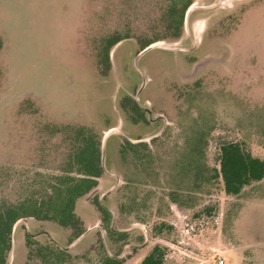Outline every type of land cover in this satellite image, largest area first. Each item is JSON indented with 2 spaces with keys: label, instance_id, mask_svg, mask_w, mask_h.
Listing matches in <instances>:
<instances>
[{
  "label": "rangeland",
  "instance_id": "374dc122",
  "mask_svg": "<svg viewBox=\"0 0 264 264\" xmlns=\"http://www.w3.org/2000/svg\"><path fill=\"white\" fill-rule=\"evenodd\" d=\"M169 3L0 0V208L76 170L81 127L102 138L106 167L76 206L92 232L71 241V229L22 218L8 264H100L117 252L137 264L157 242L168 248L166 264H220V256L224 264H264V179L239 196L227 195L220 178L203 179L219 168L221 140L245 139L264 157V0H193L180 39L142 49L171 35ZM116 38L123 39L108 56ZM208 127L197 186L181 164L195 146L186 139ZM125 138L148 147L123 157ZM173 191L195 206L172 202ZM96 194L114 211L112 226L130 232L127 240L111 244ZM163 219L174 228L150 235ZM54 245L68 252L64 259L37 255L41 247L52 255Z\"/></svg>",
  "mask_w": 264,
  "mask_h": 264
},
{
  "label": "trees",
  "instance_id": "16d2710c",
  "mask_svg": "<svg viewBox=\"0 0 264 264\" xmlns=\"http://www.w3.org/2000/svg\"><path fill=\"white\" fill-rule=\"evenodd\" d=\"M192 3L193 0H170L167 8V29L171 31V35L149 38L143 44L142 49L159 40L180 39L185 28L186 12ZM122 39L116 38L109 43L108 56L114 44ZM211 131L212 127H208L199 131L195 136L186 139L187 143L195 144V146L191 152L184 154L186 161L181 164V169L188 174H194L193 179L197 186L198 180L206 168L205 162H200L199 159L202 158L203 154L200 145L207 144ZM77 135L80 142L73 154L77 162L76 170H66L65 173L50 178L42 193H32L17 202L4 204L0 208V264L9 263L13 246V228L16 222L22 218L34 217L37 220L53 221L62 228L71 229V241L80 237L88 229L86 220L76 212V206L79 199L90 194L99 186L100 178L105 174L101 158L102 138L94 131L83 127L78 129ZM147 147L145 142L134 143L125 138L120 153L125 157L130 151L139 152V150L147 149ZM194 170L198 172L194 173ZM213 170V175H208L203 179L211 181L213 178H220L223 190L227 195L239 196L247 186L264 179V157L254 155L245 139H224L219 143V168L216 167ZM187 192L190 194L192 191L188 189ZM170 200L180 206L189 208L195 206L194 198L191 195L183 196L176 191L170 194ZM94 203L100 213L99 219L103 223L102 228L106 230L111 244L116 245L127 240L130 237L129 231L112 226L115 213L107 202L100 199L99 195L96 194ZM202 210L211 214L214 207L207 205ZM173 228L174 226L169 221L163 219L148 229V233L153 236L164 237L165 233ZM28 237L30 240L32 239L30 234ZM136 242L138 243L132 245L131 251L138 253L140 245L145 244L144 233L140 234ZM54 246L55 250L52 251V255L43 253V247L37 249V255L44 256L45 260L50 262L54 258L57 260L64 259L68 252L57 245ZM167 250L166 245L157 242L137 264H166ZM131 258L121 255L120 252L116 254L105 253L100 259V264H132Z\"/></svg>",
  "mask_w": 264,
  "mask_h": 264
},
{
  "label": "water",
  "instance_id": "95a60500",
  "mask_svg": "<svg viewBox=\"0 0 264 264\" xmlns=\"http://www.w3.org/2000/svg\"><path fill=\"white\" fill-rule=\"evenodd\" d=\"M154 43H152V44H150L149 46H147L146 48H150V47H153V46H156V45H153ZM107 138V137H106ZM106 140V139H105ZM106 142V141H105ZM105 142L103 143V155H104V148H105ZM102 166H103V168L104 169H106V167H105V163H104V158H103V160H102ZM45 233H47V234H49L50 235V232L49 231H44ZM88 232V230L84 233V234H82L80 237H78V240L79 239H81L83 236H85L86 235V233ZM35 235V234H34ZM53 239H54V237H52ZM55 241H56V239H54ZM13 245H14V241H13ZM65 248H69V247H65Z\"/></svg>",
  "mask_w": 264,
  "mask_h": 264
},
{
  "label": "built area",
  "instance_id": "2783aa9c",
  "mask_svg": "<svg viewBox=\"0 0 264 264\" xmlns=\"http://www.w3.org/2000/svg\"><path fill=\"white\" fill-rule=\"evenodd\" d=\"M219 258H220L219 263L224 264L225 260L221 256Z\"/></svg>",
  "mask_w": 264,
  "mask_h": 264
},
{
  "label": "crops",
  "instance_id": "0c3cea01",
  "mask_svg": "<svg viewBox=\"0 0 264 264\" xmlns=\"http://www.w3.org/2000/svg\"><path fill=\"white\" fill-rule=\"evenodd\" d=\"M88 227V233L87 234H89L90 232H92L91 230H92V227H89V226H87Z\"/></svg>",
  "mask_w": 264,
  "mask_h": 264
},
{
  "label": "bare ground",
  "instance_id": "6f19581e",
  "mask_svg": "<svg viewBox=\"0 0 264 264\" xmlns=\"http://www.w3.org/2000/svg\"><path fill=\"white\" fill-rule=\"evenodd\" d=\"M156 44H158V42L157 43H154L153 45H156Z\"/></svg>",
  "mask_w": 264,
  "mask_h": 264
}]
</instances>
